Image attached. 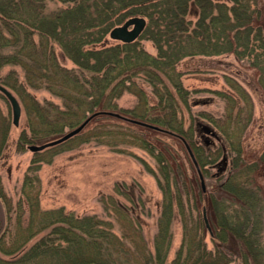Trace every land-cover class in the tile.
I'll return each mask as SVG.
<instances>
[{
  "label": "trees",
  "instance_id": "16d2710c",
  "mask_svg": "<svg viewBox=\"0 0 264 264\" xmlns=\"http://www.w3.org/2000/svg\"><path fill=\"white\" fill-rule=\"evenodd\" d=\"M49 4L56 6L49 7ZM191 11L195 19L188 16ZM135 14L145 16L147 23L138 38L122 43L126 53L121 56L123 49L119 43H108L106 36L113 25ZM143 38L153 43L155 54L144 49L140 42ZM222 53H233L238 60L254 67L264 89L263 2L0 0V69L7 64L19 66L29 86L35 90L46 89L60 99V103L33 99L27 123L29 134L24 133L21 137L25 143L58 137L66 127L76 124L71 122L70 116L79 109L87 116L98 112L91 119L107 117L119 123V117L103 111L116 108L114 100L120 92L128 89L140 91V97L147 103L143 87L132 79L133 74L141 73L148 85L155 87V98L163 113L140 117L182 136L203 172L193 142L188 141L180 128L171 124L178 117L175 97L160 87L167 88L168 81L177 89L181 88L175 65L183 57ZM60 58L69 59L73 66L64 65ZM235 89L237 95L225 93L229 108L221 116L228 125L233 121V127L213 119L228 142L231 155L228 175L205 191L187 176L179 157L169 146L161 141H146L140 133L134 135L139 145L148 148L156 157L163 177L158 182L163 198L154 235L148 239L141 233V224L130 219L129 228L133 235H123L124 241L111 224H105L94 215L83 221L81 217L68 216L61 208L45 211L49 215V224L61 222L74 228L76 239H73V245L70 243L64 247L71 259H80L77 263L88 260L119 264V254H122L121 264H229L238 259L241 264H264V188L256 176L264 166V147L258 157L247 160L239 142H233L231 136L245 127L252 114L248 107L247 116H243L246 109L241 101L247 103V95L237 84ZM182 100L188 101L186 98ZM194 101L193 104L205 100ZM72 137L56 146H63ZM1 138L2 145L5 135ZM195 200L199 204L204 200L206 207H198ZM115 207L118 212L128 213L126 208ZM204 213L210 230L205 224ZM177 217L182 238L174 256L169 258L172 225ZM70 218H73V224ZM208 231L211 247L206 240ZM137 235L139 239H135ZM126 237L130 239L126 240ZM51 246L48 242L43 244L44 256L56 257ZM34 247L31 245L23 256L30 254ZM8 249L5 252L12 250Z\"/></svg>",
  "mask_w": 264,
  "mask_h": 264
},
{
  "label": "rangeland",
  "instance_id": "374dc122",
  "mask_svg": "<svg viewBox=\"0 0 264 264\" xmlns=\"http://www.w3.org/2000/svg\"><path fill=\"white\" fill-rule=\"evenodd\" d=\"M259 1L264 3V0ZM188 16L195 19L192 11ZM106 40L111 44L119 43V47L123 49L122 41L110 38L108 34ZM140 42L147 52L156 53V48L149 39L143 38ZM125 53L123 49L121 56ZM59 60L68 67L73 66L67 58ZM175 70L179 73L181 88L177 89L167 81L168 87L160 89L175 97L178 117L171 124L180 128L188 141L193 142L192 147L201 158L204 170L202 189L209 191L217 181L228 175L231 160L227 139L213 121L220 120L229 128L234 125L233 121L228 125L225 118L221 117L229 108L225 93L236 94L237 84L247 95V103L241 101L246 109L243 116H247L250 107L251 118L245 127L237 130L231 137L233 142H239L244 158L252 160L259 156L264 147V89L258 82L257 70L245 61L238 60L233 53L185 56L177 62ZM0 77V83L13 92L21 107L19 122L14 124L10 102L0 91V141L1 136L5 135L3 144L0 143V264H101L88 260L77 263L80 259H71L64 247L70 243L73 245L75 230L61 222L49 224V215L45 211L50 209L61 208L68 216L81 217L83 221L94 215L105 224H111L114 232L123 237L124 241L123 235H133L129 228V221L133 219L141 224V233L151 239L156 230L159 204L163 198L158 185L163 177L156 157L134 139V135L138 133L146 141H161L169 146L179 157L178 161L183 164L187 176L201 186L198 172L181 138L160 130L156 132L154 128L121 117L119 123L107 117L90 119L63 146L57 147V143L40 150H30L28 146L31 144L46 142L21 141L22 134L28 133L27 123L31 114L29 107L33 105V99H46L53 103H60V99L46 89L35 90L29 86L21 68L14 64L3 66ZM132 79L143 87L148 102L140 97V91L124 90L114 100L117 107L111 112L157 125L148 118L140 117L163 113L155 98V87L148 85L141 73L133 74ZM183 98L188 100L187 103ZM196 99L205 101L193 104ZM84 114L83 110H76L70 116L71 122L76 124L66 127L59 136L84 120L87 116ZM203 125L213 127L219 138L202 131ZM141 126L145 129H140ZM55 138L57 137L53 139ZM224 159L226 167L221 169L225 163L220 161ZM218 172L221 173L216 175ZM256 176L264 188V166L257 171ZM195 203L200 208L206 204L204 200L201 204L198 200ZM115 206L126 208L128 213L118 212ZM202 210L205 211L204 208ZM70 220L73 224V218ZM172 229L169 258L174 256L182 238L178 217L173 221ZM209 237L210 231L206 233V240L211 247ZM128 239L130 238L126 237ZM135 239H139V236H135ZM262 241L264 242V228ZM45 242L52 245L56 257L43 255L41 249ZM31 245H35L34 250L23 256ZM8 248L12 250L5 252L10 250ZM122 257L119 254V264ZM229 264H241L240 259Z\"/></svg>",
  "mask_w": 264,
  "mask_h": 264
},
{
  "label": "water",
  "instance_id": "95a60500",
  "mask_svg": "<svg viewBox=\"0 0 264 264\" xmlns=\"http://www.w3.org/2000/svg\"><path fill=\"white\" fill-rule=\"evenodd\" d=\"M146 22L147 21H146V18L144 16H141V15L130 16L126 20H124L121 24H117V25L111 27L110 30H109L108 36L110 38L117 39V40H120V41H123V42L132 41V40L136 39L140 35V33L142 32V30L144 29V27L146 25ZM0 91L6 96V98L10 102V105H11V108H12V122L14 124H18L20 111H21V107H20L18 99L13 94V92H11L7 87H5L1 83H0ZM103 112H106V113H109V114H113L115 116H119L121 118L127 119L130 122H133V123H136V124L144 125V126H147V127H150V128L161 130V131H166V132H169L170 134L176 135L174 132L168 131L166 129L161 128L160 126H157V125H154V124H151V123H148V122H144V121H140V120L124 117V116H122V115H120L118 113L111 112V111H103ZM95 113H98V112H94V113L88 115L76 127L68 130L67 132H65L61 136H59V137H57L55 139L46 141V142H44L42 144H31V145L28 146V148L30 150L35 151V150H40V149H43L45 147H48V146H51V145H54V144H57L59 142L64 141L65 139H67V138L73 136L74 134H76L77 132H79L87 124V122L92 118V116ZM202 129L206 133L214 136L215 138H217V139L219 138V135L217 134V132L214 130L213 127H211L209 125H203ZM180 138L185 144L187 152H188V154H189V156H190V158H191V160H192V162H193V164H194V166H195V168H196V170L198 172V176H199L201 185H202V187H204L203 174H202L201 169L199 167V164H198V162H197V160H196V158H195V156L193 154V151L191 150V148H190L189 144L187 143V141L181 136H180ZM224 161H225V159L221 160L220 162L224 163ZM204 220H205L206 226L209 229V224H208L207 218L205 217V213H204ZM83 264H97V263H83Z\"/></svg>",
  "mask_w": 264,
  "mask_h": 264
},
{
  "label": "flooded vegetation",
  "instance_id": "af4514ba",
  "mask_svg": "<svg viewBox=\"0 0 264 264\" xmlns=\"http://www.w3.org/2000/svg\"><path fill=\"white\" fill-rule=\"evenodd\" d=\"M206 141H208L206 138H205Z\"/></svg>",
  "mask_w": 264,
  "mask_h": 264
}]
</instances>
